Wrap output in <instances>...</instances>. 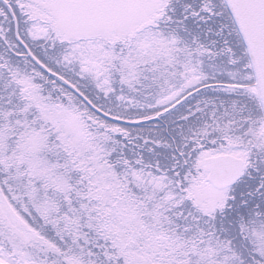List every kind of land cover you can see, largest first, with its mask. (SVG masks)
Segmentation results:
<instances>
[{
    "label": "snow or ice",
    "instance_id": "obj_1",
    "mask_svg": "<svg viewBox=\"0 0 264 264\" xmlns=\"http://www.w3.org/2000/svg\"><path fill=\"white\" fill-rule=\"evenodd\" d=\"M0 264H264V0H0Z\"/></svg>",
    "mask_w": 264,
    "mask_h": 264
}]
</instances>
